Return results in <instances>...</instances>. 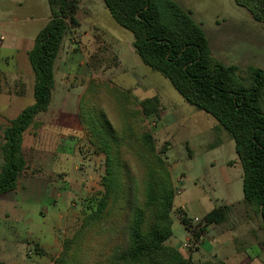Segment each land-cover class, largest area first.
Wrapping results in <instances>:
<instances>
[{
    "label": "trees",
    "instance_id": "1",
    "mask_svg": "<svg viewBox=\"0 0 264 264\" xmlns=\"http://www.w3.org/2000/svg\"><path fill=\"white\" fill-rule=\"evenodd\" d=\"M80 1L47 0L50 19L27 54L34 74V102L2 131L0 196L16 188L25 168L22 135L50 103L54 62L66 34L79 27ZM101 1L111 19L132 35V48L142 64L166 79L188 105L211 116L229 135L242 169L244 202L264 229V69L249 66L242 70L220 63L211 55L200 25L172 0ZM233 1L256 22H264V0ZM102 90L122 95L129 102L132 99L106 83L92 81L79 99V120L89 144L95 154L104 157L102 190L79 231L63 242L53 264H85L91 230L118 236L106 256L107 263L192 264L178 249L165 244L172 234L170 212L176 196L164 157L168 148L158 149L152 133L140 125L159 115L158 98L139 101V110L120 107L116 112L125 116L126 123L117 131L100 105ZM129 116L136 119L135 127L127 121ZM176 212L179 223L191 232L189 218L181 210ZM228 212L227 206H219L207 213L199 233L223 223ZM260 244L264 255V234ZM197 264L224 263L206 260Z\"/></svg>",
    "mask_w": 264,
    "mask_h": 264
},
{
    "label": "rangeland",
    "instance_id": "2",
    "mask_svg": "<svg viewBox=\"0 0 264 264\" xmlns=\"http://www.w3.org/2000/svg\"><path fill=\"white\" fill-rule=\"evenodd\" d=\"M203 3L200 13H196L192 17L203 29L209 41L211 55L225 66L234 65L242 70L249 66L264 69V22H256L247 10L235 5L233 0H205ZM98 4L102 6L103 9L101 10L104 11L99 13L96 18L87 16L85 2L80 3L81 10L76 13V17L85 31L96 20L98 27L105 32L107 40H109L107 42L105 39L100 40L97 38L96 42H99V46H95L94 49L85 46L86 48H82L80 51L82 54L85 52V57L89 58L86 59L88 61V64H86L87 75L92 73L96 80L106 82L110 88H116L132 98L129 102L122 95L110 94V92L102 90L99 96L100 105L103 107L109 121L115 130L120 131L126 123L125 116L123 117L122 113L118 114L116 112L121 111L120 107L125 108V110L129 107L139 110L138 102L140 100L152 97H157L159 100V107L161 108L159 115L146 118L140 125L152 133L158 149L162 146L168 148L164 157L169 164L176 195L180 192V186L184 190L182 195L175 196L173 200V210L170 212L171 224L172 219L175 217L178 219L175 208L179 205L184 207L180 204L182 201L186 204V208L184 207L183 210L189 218L191 226V232H185L178 225H175L171 244H169L170 241L165 244L170 247L171 245H178L183 248L184 251L181 250L183 256L189 259L192 264L206 260L223 263L216 257L204 259L200 256L199 249L202 245L201 239L204 233H199V229L203 224V218L193 216L200 217L202 211L208 207L203 205L204 203L216 207L220 205V202L214 203V205L212 201L211 203L208 202L219 193L221 187L228 184V181L235 184V180H238L236 175L234 176L233 170L229 171L224 163L221 164L219 161H215L213 168L207 166L213 152H210L206 145L215 140L211 133V125L215 120L188 105L166 79L143 65L137 54L132 51V35L119 27L110 18L101 0H98ZM14 9H18L25 17L21 18L23 22L15 25L14 30L16 33H18L16 30H22L25 26L35 23L38 15L40 17L42 14L49 15L47 0H45L44 11L41 6L36 7V9L25 6L24 8L22 6V9L18 7ZM6 13L8 15L12 14L10 10H7ZM5 21V17L0 15V60L14 53L8 48L14 30L9 24L1 25V22ZM1 37L3 38L2 41ZM81 60L83 59L81 58ZM123 70L126 71L122 72ZM117 75L118 77L114 79ZM135 83L136 90L134 92L132 87ZM70 92L74 94L73 91ZM31 103L32 100H24L19 104L12 105L8 113L12 117H16L19 109L25 108ZM0 111H5L4 103L0 104ZM126 115L128 116V114ZM160 116L163 118H160ZM127 118V121L135 127L136 119H131L130 116ZM59 132L61 131L59 130ZM222 134L224 141L227 143L229 137L224 131H222ZM2 141L0 135V146ZM78 150H80L79 153L83 159L89 158L90 163L86 165L88 170L85 172V169H80V172L83 173L67 177L66 181L63 178L58 179L61 181V184L58 185V191L55 189L48 196L49 199L53 197L57 200L55 201L56 206L47 203L23 205L20 211L22 218L18 219L13 216L10 219L13 224H10L11 226L8 224L9 228L6 226V230H9L10 235L8 237L14 240L15 244L18 242L23 244L22 252L20 248H16L14 252L18 254L17 250H19V256H14V261L19 260V264H24L20 263L22 260L31 264H36L37 261L39 264H53L62 252L63 242L79 231L84 217L95 206L96 201L94 200L99 198L97 193L102 190L101 177L104 174V157L95 154L88 142H80ZM224 152L227 157L229 151L225 150ZM232 154L234 156V149H232ZM33 172H36V170ZM237 186L238 195L242 196L241 184ZM73 189L74 192H70ZM57 194L59 196H56ZM236 210H241V208ZM38 212H43L45 217L41 214L38 215ZM231 217H234V214H231ZM256 222H259L258 218H256ZM225 224L229 226L231 223L228 221ZM0 229H2V226H0ZM104 232L100 230L101 234H96L95 230H91L87 235L91 241L84 252L85 264H95V262L110 264V262H106V256L112 251L111 246L118 236L117 234L109 236L108 232ZM35 233L44 242V245L40 248L34 246V238L31 236H34ZM195 233L200 234V236L195 238ZM186 234L188 235L187 239ZM2 245L0 241V248H2ZM234 246L240 250L241 242L235 241ZM0 253L1 261L9 259L2 249ZM7 264H10L9 261Z\"/></svg>",
    "mask_w": 264,
    "mask_h": 264
},
{
    "label": "crops",
    "instance_id": "3",
    "mask_svg": "<svg viewBox=\"0 0 264 264\" xmlns=\"http://www.w3.org/2000/svg\"><path fill=\"white\" fill-rule=\"evenodd\" d=\"M172 1L189 12L192 17L196 13H200V8L205 0ZM84 2L87 5L85 8L87 16L96 18L99 13L104 11L101 10L103 8L98 4V0L80 1V3ZM44 5L45 0H0V15L5 17L6 20L5 22H1V25L9 24L14 30L16 24L23 22V20L21 21V18H25L22 15L23 13L19 12L18 9L15 10V7L22 9V6L23 8L25 6L36 9V7L41 6L44 11ZM7 10H10L12 14L8 15L6 13ZM79 10H81L80 4ZM49 15L45 16L42 14L41 17L38 15L35 23L25 26L22 30H16L18 33L14 30L8 47L14 53L0 60V104H5V111H0L1 136L3 129L24 109H19L16 117H12L8 113L11 110V106L19 104L24 100H32L30 105L34 102V74L28 62L27 54L33 46L37 33L49 21ZM77 20L79 27L71 29L66 34L54 62V84L51 90L50 103L44 112L34 117L32 124L22 135L21 147L22 155L26 163L25 168L21 172L16 188L0 196V226H2V229H0V241L3 244L0 251L2 249L5 252V256L9 257V259H6L7 261H1L0 259L1 264H7L8 261L10 264H19V260L14 261V256H19L20 254L19 250H17L18 254L14 252L16 248L23 249V244L19 242L15 244L14 240L8 237L10 235L9 230H6V226L9 228L8 224H13L10 222L11 217L22 218V214L20 213L21 206L47 203L55 207V201L57 200L53 197L49 199L48 196L51 191L55 189L58 191V185L61 184V181L58 179L63 178L66 181L67 177L77 176L83 173L80 172V169H85V172L88 170L86 165L90 163V160L89 158H84V160L79 153L80 150H78L80 142H88L89 144V137L79 120L78 102L89 82L92 81L98 84L106 82L96 80L92 73L91 75H87L88 69H86V64H88V61L86 59L88 57H85V52L82 54L80 51L82 48L85 49V46H89L92 49L95 46H99V42H96L97 38L100 40L105 39L107 42L109 40H107L105 32L98 27L96 20H94V24L87 27V31H85L79 19ZM27 21L29 20L27 19ZM125 71L123 70L122 72ZM135 85L136 83L132 87L134 92L136 90ZM70 91H73L74 94H71ZM159 109L161 108L159 107ZM160 118L163 117L160 116ZM200 119L202 120V118ZM211 126V133L215 137V140L214 142H210L208 138L210 143L206 146L213 154L207 166L213 168L215 161H219L221 164L224 163L229 171L233 170L234 176L236 175L238 180H235L236 178L234 179L235 184L228 181V184L221 187L219 193L209 200L208 203L212 201L213 205L214 203L220 202V205L217 207L227 206L229 212L223 223L210 225L206 228L205 233L202 235V245L199 249V254L204 259L216 257L224 264H264L263 249L260 244L264 229L260 221L256 222V217L244 202L243 192L242 196L238 195L237 185L241 184L242 189V169L235 153L234 143L229 135L218 126L216 121L212 122ZM222 131L229 137L227 143L224 141ZM54 141L56 142L53 143ZM46 143L48 144L46 145ZM186 149L189 150L188 147ZM232 149H234V156L233 154L231 155ZM225 150L229 151L227 157L225 156ZM34 170L36 172H33ZM180 181L181 183L183 182L182 178ZM70 192H74V189ZM183 193L184 190L180 186V192L177 195H182ZM56 196H59V194ZM56 198L58 199L59 197ZM180 204L184 207L186 206L182 201ZM203 205L208 207L202 211L200 217L193 215L194 217L203 218L207 213L217 208L216 206H212V204L208 205L204 203ZM184 207L179 205L175 210L184 212ZM199 207L201 208L200 205ZM240 208L241 210H236ZM39 214L45 217L43 212H38ZM231 214H234V217H231ZM228 221L231 223L229 226H227L228 223L225 224ZM15 222L17 221L15 220ZM26 222L28 223L29 221ZM175 225L185 230L175 217L172 219L171 237L173 236ZM36 234L31 237L34 238V246L40 248L44 245V242ZM187 236L186 234V239ZM171 237L167 240L170 241L169 244H171ZM237 240L241 242L240 250L234 246ZM171 247L177 248L181 255H183V248H180L178 245H171ZM22 249L20 250L21 252ZM20 263L31 264L23 260ZM36 264H39V262L37 261Z\"/></svg>",
    "mask_w": 264,
    "mask_h": 264
},
{
    "label": "water",
    "instance_id": "4",
    "mask_svg": "<svg viewBox=\"0 0 264 264\" xmlns=\"http://www.w3.org/2000/svg\"><path fill=\"white\" fill-rule=\"evenodd\" d=\"M132 51L134 52V49L132 48Z\"/></svg>",
    "mask_w": 264,
    "mask_h": 264
},
{
    "label": "built area",
    "instance_id": "5",
    "mask_svg": "<svg viewBox=\"0 0 264 264\" xmlns=\"http://www.w3.org/2000/svg\"><path fill=\"white\" fill-rule=\"evenodd\" d=\"M195 221L197 220V219H194Z\"/></svg>",
    "mask_w": 264,
    "mask_h": 264
}]
</instances>
